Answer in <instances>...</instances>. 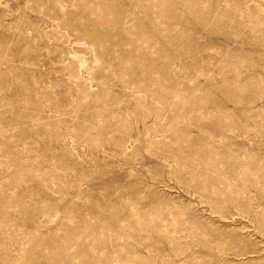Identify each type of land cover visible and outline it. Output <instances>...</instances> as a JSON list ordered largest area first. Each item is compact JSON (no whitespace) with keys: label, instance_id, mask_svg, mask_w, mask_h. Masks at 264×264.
I'll return each instance as SVG.
<instances>
[{"label":"rangeland","instance_id":"rangeland-1","mask_svg":"<svg viewBox=\"0 0 264 264\" xmlns=\"http://www.w3.org/2000/svg\"><path fill=\"white\" fill-rule=\"evenodd\" d=\"M0 264H264V0H0Z\"/></svg>","mask_w":264,"mask_h":264}]
</instances>
